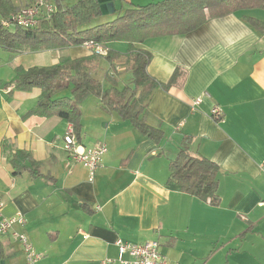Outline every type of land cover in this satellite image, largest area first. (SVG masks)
<instances>
[{
  "label": "crops",
  "instance_id": "crops-1",
  "mask_svg": "<svg viewBox=\"0 0 264 264\" xmlns=\"http://www.w3.org/2000/svg\"><path fill=\"white\" fill-rule=\"evenodd\" d=\"M161 1L113 0V17L130 6ZM12 2L19 8L31 4ZM61 4L72 7L65 0ZM246 18L264 25V10L213 18L190 34L134 45L152 55L147 71L157 81L168 82L178 68L185 76L168 91H154L149 102L146 123L164 133L161 142L106 111L94 96L81 105L78 142L108 148L93 181L65 150L69 123L32 114L41 91L7 88L17 68L49 67L62 57L78 59L90 52L82 46L20 53L0 48L2 215L27 218L17 230L26 232L42 255L36 264H101L118 258V239L158 240L174 264H264V32ZM106 46L127 54L124 43ZM101 60L96 77L108 89L105 74L111 69ZM123 87L118 81V89ZM69 95L67 90L58 97ZM199 97L204 101L194 107ZM216 107L222 121L213 117ZM5 143L30 152L42 163V175L15 176ZM184 148L218 165L219 206L181 192L170 179V163ZM23 263L21 244L10 234L0 235V264Z\"/></svg>",
  "mask_w": 264,
  "mask_h": 264
},
{
  "label": "trees",
  "instance_id": "trees-1",
  "mask_svg": "<svg viewBox=\"0 0 264 264\" xmlns=\"http://www.w3.org/2000/svg\"><path fill=\"white\" fill-rule=\"evenodd\" d=\"M36 1L30 0L31 4ZM44 1L53 2L57 11L49 17L39 18L36 27L24 29L2 26L3 20L10 19L21 8L15 6L12 0H0V48L15 53L39 52L83 46L88 41L104 45L124 43L128 48L125 55L109 50L106 57H62L58 64L49 67L17 68L14 81L7 85L12 91L39 89L41 95L32 114L67 121L78 140L82 133L81 105L94 96L99 98L106 111L116 113L142 135L161 142L164 133L146 123L149 102L154 91L160 88L170 90L183 80L185 73L178 68L168 82L157 81L147 71L152 55L138 51L134 45L149 38L190 34L213 18L244 10H264V0H164L146 6H130L113 21L90 27L95 19L103 16L98 0H80L69 8L62 6L63 0ZM245 20L264 32V25L259 21L252 18ZM102 58L108 61L111 70L116 69V61L123 59L125 72L131 76L130 85L118 89L115 74L108 73L105 79L111 87L105 88L96 77ZM67 90H70L69 96L58 97ZM4 150L15 176L25 172L34 178L42 175V163L35 160L30 152L17 150L8 143L4 144ZM169 169L170 179L180 187L181 192L211 206H219L220 169L216 163L194 156L184 148L171 161Z\"/></svg>",
  "mask_w": 264,
  "mask_h": 264
},
{
  "label": "built area",
  "instance_id": "built-area-1",
  "mask_svg": "<svg viewBox=\"0 0 264 264\" xmlns=\"http://www.w3.org/2000/svg\"><path fill=\"white\" fill-rule=\"evenodd\" d=\"M57 11V7L53 2L38 0L29 6L22 7L17 13L13 14L10 19L2 21V26L9 28L12 26L29 29L36 27L39 18L43 16H51ZM85 47L91 55L106 57L108 47L104 44H99L94 41L84 43ZM205 97L197 98L193 106L196 107L204 101ZM221 109L216 107L213 110V117L222 121ZM183 126V123L179 126ZM65 150L70 154L74 161L82 164L89 173V180L93 181L96 172L100 168L104 156L108 153V148L105 144H98L92 147L82 146L70 125L67 134L64 138ZM3 204L0 202V235H12L13 238L21 244L24 253L23 264H36L41 260L42 255L39 254L32 245L26 232H19L17 228H24L28 220L23 214H18L13 217H5L2 215ZM118 249V258H108L102 261L101 264H174L161 251V244L158 240L147 241L142 244L118 239L115 242Z\"/></svg>",
  "mask_w": 264,
  "mask_h": 264
},
{
  "label": "rangeland",
  "instance_id": "rangeland-1",
  "mask_svg": "<svg viewBox=\"0 0 264 264\" xmlns=\"http://www.w3.org/2000/svg\"><path fill=\"white\" fill-rule=\"evenodd\" d=\"M78 0H65V6H74V4L77 2ZM77 4V3H76ZM113 15L114 14H112V15H110V16H101V17H99V18H97V19H95L94 21H93V25H96V24H104V23H108V22H111L112 20H114L115 19V17H113ZM124 60L123 59H121V60H119V61H116L115 62V67H116V69H113L112 68V72L115 74V76H116V78H117V81H120L122 84H123V86H127V85H130V79H131V76H129L130 74L129 73H126V72H122V68H124L125 66V64H124ZM108 61L105 59V58H102V60H101V65H104V67H108ZM119 69V70H118ZM111 71H108L106 74H105V76L108 74V73H112ZM127 74H128V76H127ZM121 75H125L123 78H121L120 79V76ZM99 76L101 77V78H104V76H103V73H99ZM97 99H99V98H97Z\"/></svg>",
  "mask_w": 264,
  "mask_h": 264
},
{
  "label": "water",
  "instance_id": "water-1",
  "mask_svg": "<svg viewBox=\"0 0 264 264\" xmlns=\"http://www.w3.org/2000/svg\"><path fill=\"white\" fill-rule=\"evenodd\" d=\"M101 5L103 15L114 14L116 12L113 0H98Z\"/></svg>",
  "mask_w": 264,
  "mask_h": 264
}]
</instances>
